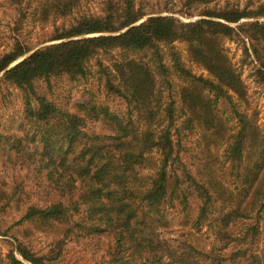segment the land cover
Masks as SVG:
<instances>
[{"label":"trees","instance_id":"1","mask_svg":"<svg viewBox=\"0 0 264 264\" xmlns=\"http://www.w3.org/2000/svg\"><path fill=\"white\" fill-rule=\"evenodd\" d=\"M8 1L20 19L36 1L32 16L47 21L71 14L81 0ZM101 3L100 13H79L56 26L48 44L8 69L30 48L16 40L0 54V89L14 87L21 101L19 124L0 130V211L20 210L3 233L17 226L25 236L49 240L39 252L13 234L0 264H61L69 238L100 234L111 240L98 264H264V245L257 248L264 131L237 107L235 98L246 100V89L225 46L240 40L250 58L247 39L259 65L255 75L264 82V3L249 8L228 0H186L181 14L190 18L199 9L201 17L190 22L145 17L133 0ZM175 42L187 45L189 60L208 76L185 67ZM92 59L110 100L92 94L69 108L38 90V81L50 89L52 77L86 79ZM174 75L182 81L180 117L173 96L163 101ZM109 101L123 107L114 109ZM221 102L238 120L235 131L223 128ZM180 128L202 141L192 166L180 154ZM221 146L238 181L234 188H219L213 173V150ZM169 208L183 214V224L194 210L191 228H212L219 244L204 250L166 237Z\"/></svg>","mask_w":264,"mask_h":264},{"label":"rangeland","instance_id":"2","mask_svg":"<svg viewBox=\"0 0 264 264\" xmlns=\"http://www.w3.org/2000/svg\"><path fill=\"white\" fill-rule=\"evenodd\" d=\"M186 0H133L136 9L147 13L145 15H174L178 17L182 22H190L200 19L197 16L199 9L194 10L193 17H184L181 12H187L185 7ZM226 0H220V3ZM236 2L240 7L248 6L253 8L260 3H264V0H228ZM102 0H81L79 4L73 8V12L64 17H50L47 21H42L40 18H34L32 16L31 9L36 6L34 1L30 8L27 10L26 15L21 19L18 17L16 7L8 0H0V54L11 50L16 42L20 41L24 46H28L30 50L48 44L44 42L52 33V30L56 26L62 24L67 25L72 21V18L79 13H95L98 14L101 11ZM143 17V19L145 18ZM245 20V19H242ZM241 20V21H242ZM235 25V24H233ZM247 47L250 50L251 57L248 58L244 51V43L240 40H226L225 46L230 58L240 72L242 80L246 89V100L236 99L237 107L244 112L252 122L258 128V131H264V82L259 80L255 75V70L259 68V65L254 59V55L251 51V46L246 39ZM178 51L181 53L182 61L186 68H188L196 76H208L207 71H204L196 64L192 63L188 58L187 45L182 42H175ZM101 59L105 64L108 63V55H102ZM165 61L169 63V59L165 54ZM1 74V73H0ZM51 88H47V84L43 81L37 82V87L40 92L57 99L61 104H65L67 107L72 108L76 103L86 101L91 98L92 94L99 99L108 101L105 96L104 77L99 72L95 59H92L88 63V76L86 79H81L78 82H68L65 77L55 78L52 77ZM172 87L170 91L163 90V101L168 102L171 96L175 98L176 114L180 117L179 110V88L182 85V81L175 75L172 76ZM160 87L161 83L159 84ZM163 88V87H162ZM169 93L171 95H169ZM108 99V100H107ZM114 109H121L123 104L109 101L107 102ZM21 111V101L18 91L12 86H3L0 89V130L12 131L19 124V117ZM219 111L222 117L224 130L235 131L238 128V120L232 111L231 107L224 102L219 104ZM178 117V118H179ZM182 119L179 118L178 125L181 127ZM92 123L89 127H93ZM95 130L101 129L99 125L94 126ZM260 132V133H261ZM180 154L184 158L187 165L192 166L196 163L202 146V141L199 134L194 132L189 134L185 130L180 128ZM224 146L219 147L217 150H213V173L218 187L227 185L234 188L237 178L234 173L231 172L229 164L224 158ZM197 164V163H196ZM20 210L16 206L9 207L6 211H0V254H5L13 241L11 235L15 234L20 240L28 243L34 250L45 251L47 242L42 235H30L25 236V232L22 228L14 226L12 230L4 234L7 227L11 222L20 214ZM194 216V210L188 212L187 222L181 221L184 218L183 214L175 209H168L167 217L170 219L172 226L164 231V235L171 240H189L196 244L201 249H210L217 246L219 243L215 239L212 228L208 226L201 227L199 231L192 229L190 222ZM260 231L261 241L257 248L262 249L264 245V210L260 211ZM111 240L105 234L92 235L90 237L72 236L69 238L63 247V253L60 258L61 264H98L101 257L104 254L106 245Z\"/></svg>","mask_w":264,"mask_h":264},{"label":"water","instance_id":"3","mask_svg":"<svg viewBox=\"0 0 264 264\" xmlns=\"http://www.w3.org/2000/svg\"><path fill=\"white\" fill-rule=\"evenodd\" d=\"M143 20V19H142ZM142 20H140L139 22H141ZM131 26V25H130ZM129 27V26H128ZM85 36H89V35H85ZM32 52V50L28 53H25L23 56H21L19 59H17L16 61H14L13 63H11L6 69H8L9 67H11L12 65H14L16 62L22 60L24 57H26L28 54H30Z\"/></svg>","mask_w":264,"mask_h":264}]
</instances>
